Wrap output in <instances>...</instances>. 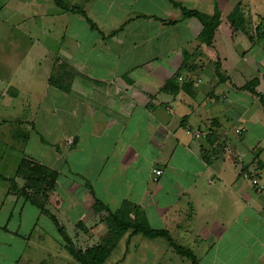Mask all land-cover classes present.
I'll list each match as a JSON object with an SVG mask.
<instances>
[{
	"label": "crops",
	"instance_id": "1",
	"mask_svg": "<svg viewBox=\"0 0 264 264\" xmlns=\"http://www.w3.org/2000/svg\"><path fill=\"white\" fill-rule=\"evenodd\" d=\"M176 1L206 14L216 3L210 45L168 0H88L97 29L54 0L0 2V264H80L49 216L10 190V177L24 186L22 159L56 166L44 208L79 249L107 242L97 198L166 229L197 264H264V188L250 180L264 185V0H248L250 17L244 0ZM235 7L241 28L228 21ZM49 11L53 38L38 30ZM21 21L28 29L16 30ZM172 251L163 237L127 230L103 264H162Z\"/></svg>",
	"mask_w": 264,
	"mask_h": 264
},
{
	"label": "trees",
	"instance_id": "2",
	"mask_svg": "<svg viewBox=\"0 0 264 264\" xmlns=\"http://www.w3.org/2000/svg\"><path fill=\"white\" fill-rule=\"evenodd\" d=\"M54 1L61 4L59 0ZM168 1L172 6L180 10L182 18L194 17L200 22L202 28L198 39L206 45H210L212 43L214 32L221 21L220 12L216 3H214L213 12L211 14H206L199 10L188 8L176 0ZM70 11L80 12L85 16L83 10L72 8ZM87 20L89 21L91 28L97 29L94 22L90 19ZM228 21L233 28H241L243 26L244 18L238 7H235L233 11H231L228 16ZM216 72L218 76L221 77L218 64L216 66ZM256 83L257 79H253L245 85V88L254 92L253 86ZM259 98L264 107V94L259 95ZM15 176L23 179L24 186L18 187L14 177H10L7 179L10 185V190L20 196H23L25 199L36 205L43 213L49 216L63 240L65 249L80 264H103L118 239L127 230H131L132 234L141 233L148 238L163 237L178 254L189 259L191 264H197V260L194 255L189 250H186L182 246L176 244L166 229L153 228L143 216H138L136 220L129 221L123 215L112 212L97 198H94L92 209L94 212L102 210L107 212L106 222L109 226V236L107 238V242L103 245H92L84 250L79 249L74 245L65 228L58 223L56 217L44 208V203L49 198L50 191L53 190L56 182L58 176L57 172L51 171L47 167L30 159H22L16 169Z\"/></svg>",
	"mask_w": 264,
	"mask_h": 264
},
{
	"label": "rangeland",
	"instance_id": "3",
	"mask_svg": "<svg viewBox=\"0 0 264 264\" xmlns=\"http://www.w3.org/2000/svg\"><path fill=\"white\" fill-rule=\"evenodd\" d=\"M2 1H4V0H0V2H2ZM60 2H61V4H58V3H56L55 1V4L57 5V6H59V7H63V9H66V10H70V9H72V8H74V9H80V10H83L84 11V13H85V16L83 15V14H81L80 12H77L78 14H81V16L83 17V18H85V20H87V19H90L91 21H92V19L89 17V14H87V12H86V8H85V4L84 3H86L88 0H59ZM254 3V1L252 2V4ZM243 4V3H242ZM252 4H250L249 5V3H248V0L246 1V0H244V4H243V6H245V8H246V16H248V17H250V10H254V8H253V5ZM54 4H52V5H49V7H52ZM84 5V6H83ZM264 1L260 4V5H258L257 7H256V10H257V13H258V11H261L262 9H264ZM45 8V3L43 4V8L42 9H44ZM38 9H39V6L38 5H35L34 6V10H35V13H37L38 12ZM85 9V10H84ZM51 15V11H49L48 13H47V16H44V15H38L40 18H41V22H42V27L41 28H39L38 30L39 31H42L43 29L45 30V32H48V33H50V34H48V37L49 38H53V37H55V32L57 31V29L59 28L58 27V25H54V26H50V25H46V22H49V23H55V20H54V17H52V16H50ZM63 18V17H62ZM87 22H88V24H89V21L87 20ZM93 22V21H92ZM7 26H8V24L7 23H2V24H0V37L2 36V32H4V30L7 28ZM89 26H90V24H89ZM34 27V26H33ZM15 29V28H14ZM24 29H28V27H27V25L26 24H24L23 23V21H21L20 22V26H19V28L18 29H16V30H24ZM37 30V31H38ZM42 40L44 41V42H50L52 39H44V38H42ZM261 41H264V39H261ZM50 46V45H49ZM51 47H55V46H51ZM50 84L51 85H55V80H54V78L53 79H51L50 80ZM1 88V87H0ZM15 121H11L10 122V125H12V124H22V123H24L23 121H18L17 123H14ZM25 127L26 128H32L33 126H34V124H33V122L32 121H26L25 122ZM21 127H23L22 125H20ZM24 133V132H23ZM33 139H34V137H33ZM33 145H32V142H31V144H30V147H32ZM7 160V159H6ZM33 161V160H32ZM54 161V160H53ZM2 162H4V161H2ZM7 162V161H6ZM5 163V162H4ZM45 167H47L49 170H51V171H56L57 172V170H56V166L55 165H50V166H45ZM2 169H3V167L1 166L0 167V171H2ZM56 183V182H55ZM55 185V184H54ZM53 190H54V187H53ZM53 190H51L50 191V194L52 193V191ZM47 225H48V227H49V233L50 234H53L54 232H51L52 230H51V225H52V222L51 221H49V220H47ZM56 230V229H55ZM57 231V230H56ZM58 233V232H57ZM56 234V233H55ZM136 242V241H135ZM126 246V245H125ZM77 247V246H76ZM77 248H79V247H77ZM123 249V245L122 244H120L119 245V247H117L116 249H115V251H114V253L110 256V258H109V260L110 261H114L116 258H118L119 257V252L121 251ZM129 249H131V247H129ZM171 249H173L172 247H171ZM174 250V249H173ZM175 251V250H174ZM176 252V251H175ZM171 254H168V255H165L164 257H160V263H162V264H164V262H166L167 264H191V261L189 260V259H187V258H185L184 256H182V255H180V254H178L177 252L176 253H173V251L172 252H170ZM150 258V257H149ZM148 258V259H149ZM196 258V257H195ZM136 259H141V257H132V260L133 261H135ZM138 264H141L140 263V261L138 262ZM143 264H148V263H143Z\"/></svg>",
	"mask_w": 264,
	"mask_h": 264
},
{
	"label": "built area",
	"instance_id": "4",
	"mask_svg": "<svg viewBox=\"0 0 264 264\" xmlns=\"http://www.w3.org/2000/svg\"><path fill=\"white\" fill-rule=\"evenodd\" d=\"M188 133H190L189 130H187ZM195 136L201 135V130L194 131ZM162 171L161 169H153L154 179H156L159 175H161ZM246 175V173H244ZM251 184L256 187L258 190H262L264 188V185L259 181V178L255 175H252L251 178Z\"/></svg>",
	"mask_w": 264,
	"mask_h": 264
}]
</instances>
